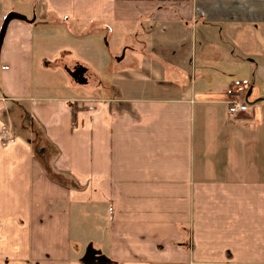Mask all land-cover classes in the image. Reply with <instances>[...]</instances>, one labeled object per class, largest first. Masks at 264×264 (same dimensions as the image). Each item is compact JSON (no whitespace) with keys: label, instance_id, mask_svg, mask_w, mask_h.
<instances>
[{"label":"crops","instance_id":"obj_1","mask_svg":"<svg viewBox=\"0 0 264 264\" xmlns=\"http://www.w3.org/2000/svg\"><path fill=\"white\" fill-rule=\"evenodd\" d=\"M26 1L34 21L12 20L0 50L22 88L2 98L1 70L0 128L3 106L27 104L66 184L20 137L0 139V264H264V0ZM9 12L25 15L0 0V22ZM37 16L49 27L37 30ZM119 22H143L122 54L133 69L139 55L152 61L142 69L161 73L162 92L97 89V33ZM36 36L78 48L86 82L61 60L40 68L61 81L34 93ZM231 99L252 110L232 118Z\"/></svg>","mask_w":264,"mask_h":264},{"label":"rangeland","instance_id":"obj_2","mask_svg":"<svg viewBox=\"0 0 264 264\" xmlns=\"http://www.w3.org/2000/svg\"><path fill=\"white\" fill-rule=\"evenodd\" d=\"M7 2L12 5V9L16 11H20L21 13H24L26 17L30 20L34 17L35 14H30L29 12V3L26 0H7ZM23 15V14H22ZM24 15V16H25ZM15 22V21H12ZM3 23V19L0 22V29ZM37 30H40L41 28H44V26L49 27L46 25L42 18L40 16H37L36 22ZM143 22H132V23H125V22H119L117 24L111 25L112 35H108L106 31H103L101 34L97 33L98 40L101 43L102 48L99 52V70L97 72L98 80L100 81V85L98 86L99 91H103L105 95L112 96V97H132V96H138V95H150V94H156L159 92H162L163 89L166 88L165 84H161V82H164L163 78H158L157 76L155 79L147 76L146 73L143 72V66L144 63L152 62L145 60L142 56H137V59L139 60L138 68L133 69L128 64L130 63L129 58L127 56H123V43L125 41V33L128 31H135L138 28H141L140 25H142ZM154 25L153 23H148L147 25ZM52 27V26H51ZM79 31H85L87 29L81 30V28H77ZM58 31L59 33H63V29H53ZM53 32V31H52ZM67 33V32H65ZM101 35V36H100ZM174 38L168 39V42H175ZM38 42L41 43L39 37H35L34 39V56H33V89L34 93L39 89V86L43 84H48L52 87V85L56 82H60V77L58 73H49L50 71H44L41 75L40 68L41 67H49L50 64H53L54 62L59 63V61H65L69 63V67L77 65L79 62H73L74 60H80L81 57L78 53V48H70V43L68 42H55L50 44L49 48H42L39 46ZM171 44V48H174V44ZM186 45V44H185ZM181 48H187L181 47ZM92 55V54H91ZM94 55V54H93ZM123 56L124 60H120L119 62L116 60L117 58H121ZM129 56V55H128ZM95 57V55H94ZM84 61V60H80ZM165 61V60H164ZM43 62V63H42ZM92 62V61H90ZM156 62V61H155ZM154 62V63H155ZM166 62V61H165ZM42 63V65H41ZM94 60L92 65L94 64ZM153 63V62H152ZM167 63V62H166ZM156 64V63H155ZM68 65V64H67ZM158 66V65H157ZM42 69V68H41ZM1 70H2V98L6 97L10 93H18L21 87H18L17 85H12V82L9 81V79L5 77L4 73V67L2 64V68L0 65V83H1ZM155 74H159V72H155ZM89 79L91 78V74H87ZM71 85H77V83L71 79L70 81ZM90 84H87V87H90ZM18 87V88H17ZM72 89L80 90V92H84V89L72 86ZM62 89L58 88H51L49 91L51 94L59 95L61 93ZM0 95H1V84H0ZM255 103V102H254ZM10 108V109H9ZM16 108L14 107V104L7 103L2 107V120L4 125L8 129H13L14 122L16 119L13 117L12 113L14 114ZM15 116V114H14ZM17 124V123H16ZM23 132L24 138H27L28 140L32 139L34 142V145L39 146H45L47 145L45 140L38 135H33L31 132L27 130H20ZM21 133V132H20ZM19 137V136H15ZM35 137V138H34ZM20 138L23 140V137L20 136ZM34 138V139H33ZM79 221L75 222L76 231L80 229ZM88 235V231H84L83 235ZM75 235V234H74ZM74 244L79 243V239L77 236V233L74 237Z\"/></svg>","mask_w":264,"mask_h":264},{"label":"trees","instance_id":"obj_3","mask_svg":"<svg viewBox=\"0 0 264 264\" xmlns=\"http://www.w3.org/2000/svg\"><path fill=\"white\" fill-rule=\"evenodd\" d=\"M9 104L10 105L14 104V107L16 108L14 112L15 116L12 113L13 117L16 119V121L13 123L14 130L10 128L12 139L14 136L23 137V140L30 145L32 155L36 158V160H38L40 166L43 168L48 178L60 184H66L65 181H63L62 175L56 173L51 165V161L53 160L54 157H56L57 153L54 150H51L46 145L42 147L39 145H34L33 143L34 141L32 139L28 140L27 138H24L25 136H23L24 135L23 132L19 131V129L27 130L31 132L33 135L34 134L38 135L39 133V137L40 138L42 137L44 139V132L41 126L38 125L37 122L32 120L29 116L28 105L25 103H20V102H10ZM71 105H72L71 122H72V126H75L76 125V112L78 110V106L76 102L72 103ZM109 263L114 264L111 262Z\"/></svg>","mask_w":264,"mask_h":264},{"label":"water","instance_id":"obj_4","mask_svg":"<svg viewBox=\"0 0 264 264\" xmlns=\"http://www.w3.org/2000/svg\"><path fill=\"white\" fill-rule=\"evenodd\" d=\"M34 17L32 19H27L26 16L17 13V12H9L2 23L1 29H0V50H1V46L6 34V30L8 27V24L12 21V20H18V21H23V22H28V23H32L34 21ZM123 59V56H121V58H117V61H120ZM69 72V71H68ZM86 72V69L84 67H79L76 68L73 72H69V75L79 84H84L86 82V79L84 78V73ZM93 259L96 261H102V257L101 256H93Z\"/></svg>","mask_w":264,"mask_h":264},{"label":"built area","instance_id":"obj_5","mask_svg":"<svg viewBox=\"0 0 264 264\" xmlns=\"http://www.w3.org/2000/svg\"><path fill=\"white\" fill-rule=\"evenodd\" d=\"M237 91L239 93L245 92L244 87H238ZM251 106L247 105L243 101L237 99H231L228 101L227 113L232 117L236 118L242 113L251 111ZM0 139L3 142L9 143L12 141L11 131L5 125L0 128Z\"/></svg>","mask_w":264,"mask_h":264},{"label":"flooded vegetation","instance_id":"obj_6","mask_svg":"<svg viewBox=\"0 0 264 264\" xmlns=\"http://www.w3.org/2000/svg\"><path fill=\"white\" fill-rule=\"evenodd\" d=\"M79 67H81V65H79V64L75 65V66L73 67L72 71H74L76 68H79Z\"/></svg>","mask_w":264,"mask_h":264}]
</instances>
